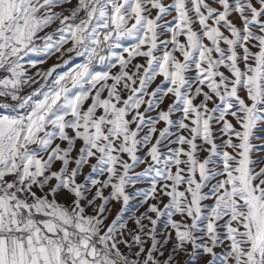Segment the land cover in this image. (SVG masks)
Masks as SVG:
<instances>
[{
  "label": "snow or ice",
  "instance_id": "snow-or-ice-1",
  "mask_svg": "<svg viewBox=\"0 0 264 264\" xmlns=\"http://www.w3.org/2000/svg\"><path fill=\"white\" fill-rule=\"evenodd\" d=\"M70 2L0 0V264H178L181 252L187 264L205 255L204 264H264V157L252 156L264 149L252 143L264 139L255 136L264 124V0H77L68 15L54 11ZM57 52L68 59L47 70L25 61ZM75 57L84 59L57 73ZM137 57L146 64H132ZM140 163L144 171L130 174ZM153 172L147 192L126 191ZM134 195L158 203L129 230ZM113 199L123 207L106 224Z\"/></svg>",
  "mask_w": 264,
  "mask_h": 264
},
{
  "label": "rangeland",
  "instance_id": "rangeland-1",
  "mask_svg": "<svg viewBox=\"0 0 264 264\" xmlns=\"http://www.w3.org/2000/svg\"><path fill=\"white\" fill-rule=\"evenodd\" d=\"M165 3H170L171 0H164ZM209 2L211 3L212 0H209ZM77 3V0H71L70 3H67V4H64L60 7H57L54 9V11H57V12H63L64 15H68L70 13V10L75 7ZM213 6H216V7H219V5H216V4H213ZM153 15H155V10H153ZM81 16H83L84 14L83 13H80ZM173 15H175V13H173ZM237 23L239 22L238 21V18L235 17V15H233L232 17ZM169 19H171V17H169ZM59 25V21L53 23L50 27L46 28L43 32H40L39 33V36H44L47 32H51L53 31L55 28H57ZM195 27L197 29H199V25H195ZM223 30V29H222ZM225 34H228L227 32H225ZM167 35V34H166ZM161 39H163V37H161ZM181 41L183 42L185 40V37L181 36L180 37ZM37 43L39 44L40 41H37ZM123 43L125 45H129L131 43H134V41L132 40H124ZM205 43H209L207 40H205ZM70 45H67L66 47H68ZM222 46H225L222 44ZM171 47V46H169ZM226 47V46H225ZM253 51H256L257 49L256 48H253L252 49ZM117 51H122V49H117ZM239 51V49H238ZM156 55H160L161 53L160 52H156L155 53ZM68 55L69 54H65L63 56H61V53L57 52L55 54H53L52 56L50 57H46L44 56L43 54H31L30 57H26L25 58V61L29 60V59H33V60H38V61H41L40 64H38V68L39 69H42V70H47L48 68H50L52 65L54 64H57V63H63V60H67L68 59ZM70 55H73L74 54H70ZM127 55V54H125ZM176 55L178 57H181V54L179 52H176ZM84 58L82 57H75L74 60L72 61L71 64L69 65H64L62 68H58L57 69V73L59 72H62V71H67L69 67L71 66H74L75 63H81L83 61ZM137 63H140V64H146V58L145 57H137L136 59H134L132 61V64H137ZM240 66L243 67V62L240 63ZM96 70L98 71H104V70H107L106 66L105 65H99L97 64L96 65ZM129 70L131 71V65L129 67ZM30 74L31 73H35L37 71V68H30ZM119 71V65H117L116 68H113L112 69V72L113 73H116ZM221 71H224L226 74H231L228 72V70L226 68H221ZM55 75V74H54ZM188 76H192L194 75L193 72H189L187 73ZM163 76L160 75V76H157L156 80L152 83V85L150 86L149 88V91H151L152 89H154L158 84L161 83V81L163 80ZM109 83H111V81H109ZM168 85H165V87H167ZM31 89H28V88H25V92H28L30 91ZM205 91H207V88H205ZM127 92L125 91L124 93H122V95H124L125 97L127 96ZM243 95V93H241ZM104 95L106 96L107 93L105 92ZM145 99H148V97H145ZM172 99L173 97L171 95H169L168 97H166L164 99V102L160 105V109H167L168 105L172 102ZM202 99V96L201 97H197V99L194 101V103H199L200 100ZM90 103V101L88 102ZM87 106V105H86ZM212 105L209 104V107H211ZM144 108L145 106H142L140 111H144ZM160 109H156V110H151V111H148L146 113L147 116H151V117H156L157 115V112L160 110ZM180 115V113H175L173 114V119L175 120L178 116ZM229 119H231V117H229ZM233 123H235V121L233 120ZM132 127L134 128L135 125H132ZM158 128H163L164 127V122L161 121L158 125H157ZM237 127H239V125H237ZM147 128L144 129L143 132L139 133L140 136H143L145 134V132H147ZM71 131V130H69ZM185 135H187L188 133L185 132L184 133ZM218 135V133H217ZM255 136L257 137H264V124H261L258 126V128L255 130ZM57 143H60V141H57ZM197 143L199 144L200 141L198 140ZM217 143H219V141H217ZM252 143L254 145H257V146H261V145H264V139H253L252 140ZM82 144V141H77V150L78 148L81 146ZM64 145L62 144V147ZM173 148L177 147V145L173 144L171 145ZM185 147H187L185 145ZM205 148H207V145H204ZM229 151H232V149H228ZM162 151H165V149H162ZM147 152V148H141L139 151H138V155H140L141 157H144L145 154ZM76 153L74 152L73 153V156H75ZM200 158H203L207 155V152L204 151V152H201L200 154ZM252 156L253 158H258V157H264V149H257L256 151H254L252 153ZM124 159H129V157H127V155L124 156ZM92 163H95V159H93L91 161ZM147 163H152L151 162V159L148 158V162ZM147 163H140L138 165H136L131 171H130V174H132L133 172L135 173H139V172H142L144 171V169L147 167ZM60 164L59 162H57L53 168L54 170L59 168ZM74 166V165H73ZM161 165H157V167H160ZM259 167H264V163H261L259 165H257V168ZM91 171L90 167L89 166H85V168L83 169V173L82 175L78 176L77 177V181L78 182H84L85 180V175H87L89 172ZM173 171H175V169L173 168ZM94 176H97L98 174H93ZM155 175V173H151L149 176L147 177H143L139 182H137L135 185H129V186H126V191L129 193V194H134L135 192L137 191H144V192H147L148 189L150 188L151 186V180H152V177ZM107 176V174L103 175V176H99V179L103 180L105 179ZM54 183V181H53ZM181 189H183V185L181 186ZM207 189H205L206 191ZM96 189L95 188H92L91 189V192H89L87 195H88V198L91 199L92 195L95 193ZM112 191V189L109 187L107 189L104 190V194L105 195H109L110 192ZM58 200L62 203H71V200L73 199V197L71 195H69L67 192H61L59 194V196L57 197ZM168 197H163V204H166L168 202ZM145 200V197L142 196V195H134L133 198L129 201V204H128V207H127V210L124 212V215H123V220L127 223L128 225V229L131 230V229H135L136 228V225H135V218L140 216L142 213H145L147 210H148V207L150 204L152 203H158V200H154V199H151L149 198L147 200V202L145 203L144 202ZM82 203H87V201H83ZM97 204L100 203L99 200L96 201ZM205 203H211V201H206ZM163 204H161L160 206L163 207ZM123 207V204H122V201H117L115 199L111 200L108 204V208L110 209V212L108 213V219L105 221L106 224L110 223L112 221V219L115 218V216L118 214V212L120 211V209ZM88 211L89 212H92V208H88ZM149 215H152L153 217H155V213H149ZM175 219L179 220L181 219V217L179 216V214H177L175 217ZM223 221H221L222 223ZM145 224H147L148 222L145 220L144 221ZM165 223H166V217L165 218H162L159 222V225H158V231L162 232L164 227H165ZM175 237V233L173 232V238ZM125 238H129L128 237V233L127 231H125ZM148 244L150 245V241L148 242ZM172 245L169 244L168 245V248L165 250V258L167 257V255L169 254V250L171 249ZM121 249L122 251H125L127 252L128 249H126L123 245H121ZM216 252L218 253H221L224 251V248L222 247H217L215 249ZM185 257V253L181 252L177 257H176V261L178 262V264H187V260L184 259ZM211 259L210 256H203L200 260H197L195 262V264H204L205 261Z\"/></svg>",
  "mask_w": 264,
  "mask_h": 264
},
{
  "label": "trees",
  "instance_id": "trees-1",
  "mask_svg": "<svg viewBox=\"0 0 264 264\" xmlns=\"http://www.w3.org/2000/svg\"><path fill=\"white\" fill-rule=\"evenodd\" d=\"M184 259H185V260H187V259H188V257L185 255Z\"/></svg>",
  "mask_w": 264,
  "mask_h": 264
}]
</instances>
